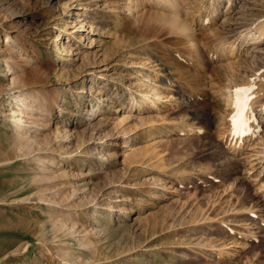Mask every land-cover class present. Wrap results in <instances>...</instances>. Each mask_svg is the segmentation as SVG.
<instances>
[{
    "label": "rangeland",
    "instance_id": "rangeland-1",
    "mask_svg": "<svg viewBox=\"0 0 264 264\" xmlns=\"http://www.w3.org/2000/svg\"><path fill=\"white\" fill-rule=\"evenodd\" d=\"M200 1L214 19L195 16L212 38L200 34L199 55L227 53L224 86L264 89V31L261 50L240 40L264 29V0H219L220 11ZM119 3L0 0V264H65L62 252L68 264H264V211L249 212L257 203L242 164L222 130L179 105L195 99L202 113L216 103L187 76L202 73L182 57L188 40L154 36L147 2L144 23L129 26ZM170 56L183 64L174 79L162 65ZM22 86L48 97L33 134L40 151L20 147L8 114Z\"/></svg>",
    "mask_w": 264,
    "mask_h": 264
},
{
    "label": "bare ground",
    "instance_id": "bare-ground-1",
    "mask_svg": "<svg viewBox=\"0 0 264 264\" xmlns=\"http://www.w3.org/2000/svg\"><path fill=\"white\" fill-rule=\"evenodd\" d=\"M92 1H99V0H92ZM230 1L231 0H227V4H229ZM145 2L149 3L151 7V9L147 10V12L149 11L148 17H147V14H144V12H142V10L145 11V8H144ZM213 2H214L215 8H217L216 11H220L219 0H216ZM201 3L202 1L200 0L199 1L198 0H120V3L118 4L117 8L119 9L118 11L120 12L121 18L128 20L129 26H134L135 24L144 23V21H142L141 19V15H144V17L142 16V18L147 17L146 18L147 20L145 19L146 20L145 24L148 25V27L151 29L150 31H152L154 36H157V37L165 36L167 38L170 36L172 38L186 37L185 39L188 40L187 42L185 41L186 45H184L185 43H182L186 47V49H185L184 55L182 54L183 55L182 56L180 54V56L186 57L185 59L186 61H188V63H190V61L191 62L194 61L193 67L201 68V72H202V73L198 71L196 73L191 72L187 76L188 77L191 76L194 79V81H196V83L201 84L200 93H203V95L204 94L209 95L210 97H212V100L215 101L216 103L210 107L211 110L205 109L204 111L202 110L203 111L202 113H199L195 110L197 108L196 106L200 103V101H197V100L195 101V99L190 100L187 98H181V103H179V105L181 104V107H183L184 109H187V111H195L196 112V114L194 115L195 118H204L205 121L211 123L212 125H214V127L219 128L220 130L224 132L225 137L230 142L231 147L229 148H230L231 154L233 155L235 159L239 160L243 166V169H242L243 177L247 179L250 182L251 186L253 187L252 188L253 199L252 198L251 199L253 200V202L256 201L257 204L254 203L255 204L254 205L252 203L249 206L250 208L249 212L257 211L261 215V213L264 211V132L259 134V123L264 121V102L258 107L257 106L254 107L253 105L256 103L258 98L260 99L261 97H264V89H262L263 88V86H261L262 84L259 85L261 81L260 80L258 82L259 84L256 83V85L258 84L260 87H262L261 89H248L249 91L241 93V101L243 102L244 100H247L250 102V110L247 112L249 123H248V126L243 131L237 134V129L234 128L232 120H231L232 116L234 115L236 111L234 107L236 99H237L235 89L237 88L245 89V88L241 86L237 87L235 86V84L233 86L231 85L232 87L224 86V81L226 82V80H228V76L230 75V69H232L230 68L231 60H228V61L222 60L223 56H225L227 53L224 54V52L220 53L218 51H209L208 55L205 57H204V54H202L203 57H201L202 56L201 54L199 55L198 51L200 49L198 47L199 44L197 43V41L200 40V37H199L200 34L201 33L203 34L202 37H204L205 41L206 40L210 41L212 40V38L210 36L211 34L208 33L207 30H206L207 33L205 32L206 34L203 32H200V33L197 32L195 25H194L195 16L196 17L201 16L204 19H209V21L210 19L212 21L214 19L213 17L210 16L211 15L210 13L202 9ZM95 4H98V3H95ZM105 6L106 5H104V7ZM215 8L213 7V11H215ZM204 30H205V27H204ZM259 31L262 32L264 31V29L262 28L259 30L257 29H249V30L247 29L246 30L245 28V30H242L240 32V37H241L240 40L242 39L246 41L247 39L249 40L246 44L249 50L260 48L259 45L261 42H263L262 41L263 35L261 37V34ZM6 37H7V41H10L9 35H6ZM169 41L171 40L169 39ZM176 41H178V39ZM176 41L173 40V42L177 43ZM216 41L218 42V40ZM245 43L246 42H244V44ZM226 47L227 45L225 46V48ZM216 48L219 49L221 48V46L216 47ZM235 48H236L235 45L230 46L229 51L231 52L229 55L233 53V56H234ZM10 51L13 54H16L17 56V52H15V50L12 49ZM236 55H237V51H236ZM171 58H172L171 56L168 57V59L165 61V63H162V65L164 66L165 70H167L168 74L172 75L171 78L174 79L177 76H180V75L182 76V73H180L181 71L180 66L183 64ZM237 60H238V57H237ZM5 62H6L8 72H10L11 71L10 62L9 60ZM191 68H189L188 70H192ZM23 69L24 68L19 66L20 72H22ZM185 70H183L184 73H185ZM188 70L186 71L189 72ZM212 72H215V73H212ZM216 78L217 80L219 79V81H216L215 80ZM21 80H22V75L17 71V73H14V76L11 78V84L16 86V84L19 83V81ZM222 82H223V85H222ZM262 83H264V81ZM25 86H22L23 89L19 90V92L15 95L14 100L11 101L12 107H11V111H9L8 114L10 116V120L13 123V127L16 130L17 140L20 141V144L25 143V146L21 145L20 147L24 148L25 150H28L30 148L28 146L29 144L30 146L31 145L38 146L37 150L40 151L43 149L42 145L38 143L39 141L33 134H34L35 129L38 126H40L39 120L43 119L42 116L49 115L47 112L49 110L47 107L48 97L45 96L44 93H42V91L38 89L33 90V92L31 93H27L25 91L26 89ZM176 91L179 94H181L182 97L183 95L187 94V92L181 90V88H177ZM153 92L154 93L152 94L145 93V97L150 101V109L156 110L159 108L158 101L156 100V98L161 99L162 97L158 95L160 94V92L157 90V88H153ZM133 106L134 105H132L131 107ZM193 106H195L196 108H193ZM122 117L123 116L121 115L120 122L124 123V121H121V120L122 119L125 121L127 120L128 122L130 119L128 120L127 118L131 117V115L129 114L127 116V113H125L124 117L123 118ZM214 127L212 126V128ZM246 150H248L249 152H247ZM36 159L38 161H41V157L39 156L36 157ZM61 223L62 225L60 226L62 229L66 227V222H64V220H62ZM80 234L83 236L82 233ZM86 245L87 244H85L84 246L88 247ZM55 256L62 259V261L64 260L65 264H68L70 262L68 253L66 252L59 253ZM73 263L77 264L76 261H74Z\"/></svg>",
    "mask_w": 264,
    "mask_h": 264
},
{
    "label": "snow or ice",
    "instance_id": "snow-or-ice-1",
    "mask_svg": "<svg viewBox=\"0 0 264 264\" xmlns=\"http://www.w3.org/2000/svg\"><path fill=\"white\" fill-rule=\"evenodd\" d=\"M249 91L248 89L237 88L235 89L236 93V102H235V113L232 116L231 120L235 129H237V134L243 131L249 123L247 112L250 110V102L247 100L241 101V93Z\"/></svg>",
    "mask_w": 264,
    "mask_h": 264
}]
</instances>
